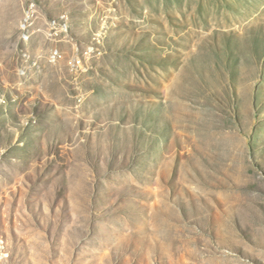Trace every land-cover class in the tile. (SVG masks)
Listing matches in <instances>:
<instances>
[{"label": "rangeland", "instance_id": "374dc122", "mask_svg": "<svg viewBox=\"0 0 264 264\" xmlns=\"http://www.w3.org/2000/svg\"><path fill=\"white\" fill-rule=\"evenodd\" d=\"M0 264H264V0H0Z\"/></svg>", "mask_w": 264, "mask_h": 264}, {"label": "built area", "instance_id": "2783aa9c", "mask_svg": "<svg viewBox=\"0 0 264 264\" xmlns=\"http://www.w3.org/2000/svg\"><path fill=\"white\" fill-rule=\"evenodd\" d=\"M28 17H36V15L30 14V8H28ZM77 53H78L77 56H80V63H75L74 67H76V65H81V55L79 54V51Z\"/></svg>", "mask_w": 264, "mask_h": 264}]
</instances>
